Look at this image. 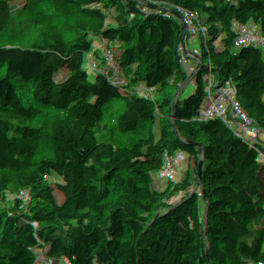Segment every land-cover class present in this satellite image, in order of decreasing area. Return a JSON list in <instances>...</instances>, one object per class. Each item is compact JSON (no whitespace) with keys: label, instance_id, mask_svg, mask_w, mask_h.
<instances>
[{"label":"trees","instance_id":"1","mask_svg":"<svg viewBox=\"0 0 264 264\" xmlns=\"http://www.w3.org/2000/svg\"><path fill=\"white\" fill-rule=\"evenodd\" d=\"M77 1L0 0V264H191L179 251L159 252L168 194L220 257L264 264V13L249 14L264 0H94L117 12L115 40L100 14L79 12ZM60 38L65 52L56 56ZM147 45L154 59L146 72ZM251 57L257 64L245 69ZM63 60L70 81L83 76L84 103L113 138L165 147L166 180L156 173L162 196L138 230L149 207L138 186L144 161L65 112V94L81 88L59 81ZM194 156L251 169L253 179L228 189L218 179L195 181ZM55 169L73 180L86 218L49 211L46 187L61 190ZM21 198L28 208L16 214ZM101 218L110 226L100 227Z\"/></svg>","mask_w":264,"mask_h":264},{"label":"built area","instance_id":"2","mask_svg":"<svg viewBox=\"0 0 264 264\" xmlns=\"http://www.w3.org/2000/svg\"><path fill=\"white\" fill-rule=\"evenodd\" d=\"M99 0H97L98 2ZM94 0H78L77 9L79 12L86 10H94L98 12L109 30V38L115 40L120 32L117 20L116 11H102L98 9L94 4ZM163 13H166V8L163 9ZM264 13V8L250 9L249 14L260 15ZM70 80V78H69ZM69 99L70 97L65 94ZM73 110L75 115L85 122L92 130L99 133L101 141L106 142L107 138L114 137L111 134L105 123L96 115L92 108L84 102L74 103ZM65 112L69 115L72 114V108L67 107ZM115 142L119 145L123 144L125 148H134L133 145L139 149V155L146 164L144 173L140 177L138 186L142 198L149 203L150 208L155 205V200L158 196V192H161L160 183L157 180L149 182L147 180V173H162L163 178L166 180L167 159L160 153V146L156 143L141 140L139 138L121 139L116 136ZM196 170L194 172V180L199 181L205 178H213L222 180L229 185H233L237 178H243L245 180H252L253 175L251 169L245 170H231L223 168L216 157L206 156H194L193 157ZM69 177L65 176L60 180V191L55 190L53 186H47L45 189V195L48 200L55 204L56 207H62L75 219L82 220L87 217V211L84 209L80 198L75 193L73 184L69 181ZM149 190L156 192V197L151 198ZM157 190V191H156ZM168 202V219L165 237L159 244V252L168 253L172 251L181 252L185 258L191 264H233L231 260L220 257L212 248H210L201 238L197 231V223L194 216L190 212L179 214L175 212L174 207L171 205L170 194L166 196ZM153 207V208H154ZM175 216H179L176 221ZM174 217L175 222L171 223L170 219ZM111 220L101 218L98 220L100 227H109Z\"/></svg>","mask_w":264,"mask_h":264},{"label":"rangeland","instance_id":"3","mask_svg":"<svg viewBox=\"0 0 264 264\" xmlns=\"http://www.w3.org/2000/svg\"><path fill=\"white\" fill-rule=\"evenodd\" d=\"M160 0H157V2H159ZM167 10V9H166ZM161 16L163 17L165 23L167 24V26H171L170 25V21H169V12L167 10L166 13H163L161 14ZM172 28V27H170ZM173 35L174 37L178 35V33H175L174 30H173ZM63 46V45H62ZM64 48V47H63ZM65 52V49L64 51H61V49H59V55H63ZM141 52L143 54V64L145 65V68H146V72L150 69V67L152 66V62H153V59H154V50L153 48L150 46V45H147L145 46L143 49H141ZM193 52L195 54V58H194V61H193V66L195 68H199L201 67V65L203 64L202 63V60H200L198 57H197V50L196 48L193 49ZM228 56L224 57L223 59V62H225L227 60ZM257 64V61L251 57L249 59H247L245 62H244V68L245 69H248L254 65ZM66 72V62L63 60V62H61L60 66H59V71H58V76L62 79V76L63 74ZM231 76L234 77V76H237V73L236 71L232 72L231 73ZM215 109V108H214ZM110 138H113V137H109L108 139ZM165 151V147L163 145H160V153L161 155H163ZM178 177V174L175 175V178ZM52 182L56 181V176H55V173L53 172V177H52ZM55 179V180H54ZM69 181L73 184V180L72 179H69ZM60 183V180L58 181ZM58 184V183H57ZM225 184V187L228 189L230 187V185L228 183H224ZM44 200L45 202L47 203V206H48V209L51 213H54L55 209H56V205L51 203L47 196L45 195L44 196ZM28 208V205H27V201L24 199V198H21L18 202V204L15 206L14 208V212L16 214H19V213H22L23 211H25L26 209ZM154 222V218L152 216H150L147 221H146V225H145V228L152 225ZM115 260V264H118V260L117 258H114Z\"/></svg>","mask_w":264,"mask_h":264},{"label":"water","instance_id":"4","mask_svg":"<svg viewBox=\"0 0 264 264\" xmlns=\"http://www.w3.org/2000/svg\"><path fill=\"white\" fill-rule=\"evenodd\" d=\"M21 7L23 8V1H22V3H21ZM49 24H51V23H49ZM54 29H55V31L60 35V32L58 31V29H57L56 27H55ZM60 49H61V51H64V48H63V46H62V40H61V38H60ZM58 55H59V51L57 52L56 56H58ZM57 77H58L59 81H60L61 83H63V84L70 83V84H79V85H80V88H81L80 92L78 93L77 96H73V97L69 98L68 101H67V105H68V107L72 108V114H73V116H74L77 120L82 121L79 117H77V116L75 115V110H73V104H74V103H81V102H84L85 94H86V88H85V82H84V78H83V76H79V77L76 78L75 80H71V81H70L68 75H67L66 72H65V73L63 74V76H62V79H61L59 76H57ZM82 122H83V121H82ZM84 123H85V122H84ZM85 124H86V123H85ZM113 139L115 140V138H110V140H113ZM133 146H134V148L139 152L138 147L135 146V145H133ZM145 167H146V164L144 163V169H145ZM156 191H157V190H156ZM157 192H158V196H157V198H156V200H155V205H157V204L159 203L160 198H161V196H162V193H161L160 191H157ZM153 207H154V205H152L150 208H148V210H147V212L144 214V216L141 217V219L139 220V224L136 226V230H138V228L140 227V225L142 224V222L146 219V217L148 216V214L152 211ZM178 219H179V216H175V220L177 221Z\"/></svg>","mask_w":264,"mask_h":264},{"label":"crops","instance_id":"5","mask_svg":"<svg viewBox=\"0 0 264 264\" xmlns=\"http://www.w3.org/2000/svg\"><path fill=\"white\" fill-rule=\"evenodd\" d=\"M169 2H171L172 0H168ZM261 7H263L264 8V6H261ZM260 6H259V8H261ZM254 9H258L257 7H254ZM54 173H55V176H56V181H54L53 183H58V185H59V180H61L63 177H65L66 176V174L64 173V172H62L61 170H58V169H55L54 170ZM156 173H153V172H148L147 173V180L149 181V182H152V181H154V180H156ZM55 180V179H54ZM50 186H53V184L52 185H50ZM151 192H150V197L152 198H155L156 197V192L154 191V190H150Z\"/></svg>","mask_w":264,"mask_h":264}]
</instances>
